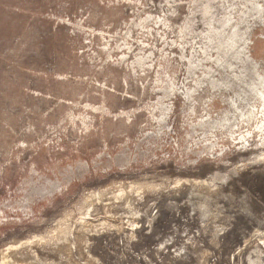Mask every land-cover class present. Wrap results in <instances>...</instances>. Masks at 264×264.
I'll return each instance as SVG.
<instances>
[{"label":"rangeland","instance_id":"rangeland-1","mask_svg":"<svg viewBox=\"0 0 264 264\" xmlns=\"http://www.w3.org/2000/svg\"><path fill=\"white\" fill-rule=\"evenodd\" d=\"M0 264H264V0H0Z\"/></svg>","mask_w":264,"mask_h":264}]
</instances>
